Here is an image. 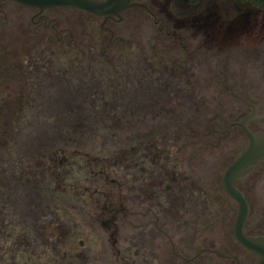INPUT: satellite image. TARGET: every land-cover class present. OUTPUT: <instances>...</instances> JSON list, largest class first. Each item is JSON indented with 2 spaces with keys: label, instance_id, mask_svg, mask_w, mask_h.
Here are the masks:
<instances>
[{
  "label": "flooded vegetation",
  "instance_id": "af4514ba",
  "mask_svg": "<svg viewBox=\"0 0 264 264\" xmlns=\"http://www.w3.org/2000/svg\"><path fill=\"white\" fill-rule=\"evenodd\" d=\"M132 2L141 5L120 17L105 18L66 6L37 8L0 1V129L25 109V97L37 95L42 102H52L56 90L65 93L67 89L81 96L82 121L85 111L101 109L103 97L125 99L126 104L112 103L109 110L127 112L124 121L129 126L125 175L123 167L110 169L103 160L81 151H74V158L67 156L70 148L65 142L43 146L38 155H4L5 168H0V215L4 218L0 220V264H68L66 260L76 256L72 247L76 239L78 250L93 251L87 232L99 228L112 229L111 251L122 255L128 264H257L258 256L235 238L239 205L226 194L222 178L247 141L240 123L245 122L252 132H264V62L243 54L232 60L238 70L230 61L217 72L211 68V82L219 78L230 100L220 104L222 111L216 110L213 120H201L195 101L198 90L181 77L188 75V46L198 40L196 36L192 40L189 31L209 30L207 22L217 13L204 8L189 25L186 18L160 15L161 8L153 0ZM138 12L152 20L157 34L169 42V52L178 55L177 60L151 61L144 55L134 62L124 61L123 67L130 64L127 71L111 63L107 54L114 48L130 52L129 41L118 26L129 25ZM89 30H93L94 39ZM259 59L264 61V57ZM168 63L179 70L182 90L190 99L179 105L196 113L185 124L183 120L174 122L185 130L173 131L162 151L156 136L150 134L149 117L155 108L151 102L155 99L149 91L151 84H165ZM40 106L41 110L50 109L44 103ZM62 110L70 113L75 108ZM205 125L207 133L200 135L199 128ZM212 131L222 135H208ZM172 136L180 140L174 142ZM202 137L205 145L198 147ZM187 144L191 152L184 155ZM210 145L236 150L223 170L217 197L206 193L205 209L199 210L200 193L185 173L183 161L189 159L193 166L198 152H205ZM81 159L83 162H78ZM108 180L110 186L106 187ZM234 186L248 205L243 233L264 236V159ZM102 189L109 190L110 199L100 198ZM118 220L126 221L130 229L127 238L120 237ZM219 221L228 227L235 244L215 236Z\"/></svg>",
  "mask_w": 264,
  "mask_h": 264
},
{
  "label": "rangeland",
  "instance_id": "374dc122",
  "mask_svg": "<svg viewBox=\"0 0 264 264\" xmlns=\"http://www.w3.org/2000/svg\"><path fill=\"white\" fill-rule=\"evenodd\" d=\"M153 1L161 8L160 15L169 19L173 18L174 20L186 18V22L189 25L198 19V11L202 14L204 8L213 9L217 13L215 16H211V21L207 22L209 30L195 29L192 32L189 31L190 35L191 33L193 34L191 39L193 40L196 36L198 40L194 42L193 46H188L190 60H186L187 63H185V67L188 69V75L183 74L181 77L183 78L182 82L198 90L195 101L197 102L196 110L198 111L199 118L201 120L211 121L215 117L216 110L219 109V111H222L220 104L228 103L230 96L228 94L226 95L224 92L220 79L216 78L214 82H211L212 78L208 73L211 68L216 72L223 69L229 61L230 66L236 67L235 69L238 70L237 64L232 60L234 58L241 59L240 56L243 54L252 55V59L256 62H264L259 59V57H264V10L253 6L247 0H196L197 2L195 4H193L191 0ZM118 27L123 29V37L129 41L126 44L127 47L130 48V52L127 53L128 50L121 51L118 48H114V50H111L107 55L112 64H118L120 71H127L128 66L130 67V64H126L124 68L122 66L124 61L127 63L130 62L131 59L132 62H134L140 60V58L142 59L144 55L145 57L149 56L151 61H158L159 59L165 62L169 61L170 57H173L172 60H177L175 57L178 55H175L174 52H169V47L167 46L169 42L163 38V35L157 34L156 26L153 24L152 20L143 13H134L129 25L120 24ZM98 28L97 26L96 29ZM89 31V35L94 39L95 29L94 33L93 30ZM91 37L89 39H91ZM207 39L210 41H207ZM94 50L92 51L95 52ZM182 54L184 55L186 53L182 52ZM127 59L129 61H127ZM167 65L168 70L166 73L169 74L166 76L165 84H151L149 91L151 94H154L152 95V100L155 99V101L151 102V105H155V108L153 109L154 111H151L149 117L150 134L156 136V142L158 141V147L162 149V151L166 139L170 138L173 131L177 128L185 130L184 127H176L177 125L174 124V122L183 120L185 124L186 119H190V115L196 113L195 111L186 110L183 106L179 105L181 102L190 101V99L185 95V91L182 90L183 88L180 84L181 80L178 78L179 70L173 69V65L171 66L169 63ZM191 65L193 67H191ZM215 77L217 76L215 75ZM163 82L164 80L161 83ZM62 92L64 91L56 90L51 97V99H53L52 102H42L37 95L25 97L23 102V107L25 109L22 112H18L17 116L14 117L13 121L9 122L6 127L0 129L1 169L5 168V156L8 157L10 155L12 158H15L19 154H22L21 156L23 157L29 156L32 153L38 155L43 146L49 147L57 143L59 146L63 145L66 138L70 140L74 148H83L84 152H87L86 154L90 157H96L97 153L102 151L106 146L111 147L112 145V148L115 150L114 143H118L119 146L117 147L119 148L121 144H124L123 149H125L128 144L129 128L118 127L117 129L111 130V133L117 138L115 142L111 140L110 136L112 135L109 136L108 131H101L95 136L97 126L103 128L102 125H104V123H102L101 120L98 121V123L95 121L90 122L87 116L88 113H90V116H94V119H97L95 118V116H98L95 114L97 112H84L85 120L82 121L80 118V114L82 115L81 96L70 93L68 89L65 93ZM42 103L47 104L50 109L41 110L40 104ZM189 103L190 102L187 104ZM64 107H69L70 109L74 107L75 111L61 113V111H64L62 110ZM181 117H183V119ZM94 119L92 118V120ZM221 124L222 128H225L226 124ZM79 128H82V131H79ZM120 128H125L126 131L119 134L118 129ZM104 129L107 130L106 128ZM199 130V134L204 135L207 133L208 129H206L205 125V127L200 126ZM103 135L107 136L105 144L104 142L101 143L100 140V137ZM208 135H215V137H218L222 135V133L212 131ZM203 137L199 139L198 147L205 145L206 139ZM173 138L174 142L180 140V138ZM40 142L42 144H40ZM150 142L153 144L155 140H150ZM74 148H70L68 152L66 151V155H70L74 158ZM235 150L236 149L232 148L229 149L224 145L219 147L210 145L205 152H203V150L198 152L197 159L193 160V166L189 165V159L183 161V168H187L188 170V172L186 170L185 173H188L200 193L198 203L199 210L205 209L206 203L204 202L205 198L203 196L206 193H213L214 196L217 197L223 170L229 163ZM190 152L191 145L187 144L186 147L183 148V153L186 155ZM81 161L83 162V159L78 160V162ZM191 167L193 170H191ZM2 217L3 216L0 215V220L4 219ZM117 222L121 227L119 231L120 237L127 238L130 229L126 221L118 220ZM0 225L2 226L3 224L0 223ZM199 225L201 227V222ZM111 230L107 231L106 229L104 230V228H99L92 233L91 231L87 232V234H90L87 241H89V245L93 250L90 254L78 250L79 239H76L75 246H72L76 249L74 250L76 256L66 260V263L128 264L126 260L122 261V255L118 257L117 254L111 251L112 240L109 236ZM215 236L218 237L221 242H232L235 244L233 235L231 232L229 233V229L224 226L223 221H219L218 225L215 227Z\"/></svg>",
  "mask_w": 264,
  "mask_h": 264
},
{
  "label": "water",
  "instance_id": "95a60500",
  "mask_svg": "<svg viewBox=\"0 0 264 264\" xmlns=\"http://www.w3.org/2000/svg\"><path fill=\"white\" fill-rule=\"evenodd\" d=\"M1 1V0H0ZM19 4L37 8L66 6L77 8L91 14L104 16L105 18L120 17V15L132 7L141 4L132 0H12ZM240 127L247 136V141L223 174L222 186L232 199L238 203L237 216L234 224V235L237 242L258 256L257 264H264V236H247L243 233V225L248 215V205L234 184L240 180L246 172L255 167L258 160L264 159V132H252L246 127V123H240Z\"/></svg>",
  "mask_w": 264,
  "mask_h": 264
},
{
  "label": "trees",
  "instance_id": "16d2710c",
  "mask_svg": "<svg viewBox=\"0 0 264 264\" xmlns=\"http://www.w3.org/2000/svg\"><path fill=\"white\" fill-rule=\"evenodd\" d=\"M247 1L250 4H252L253 6L264 10V0H247ZM112 100L113 99L111 97H107V96L103 97L102 106H101L100 110L99 109L87 110L89 112H91V111L97 112V113H95L96 115H98L97 117L95 116V118H97V119H94V116H90V113H88L87 118H89L90 122L95 121L96 123H98V121L101 120V122L104 123V125H102L103 128H99L97 126L95 136L101 131H103V132L104 131H108L109 136L112 135V136H110L111 140H113V142H115L117 140V138L111 133V130L117 129L118 127H125L127 129V128H129V126L127 125V122L124 121L125 114L127 112L109 110V107L111 105H113L112 103L115 104L117 102L118 103H123L124 102L126 104L127 101L125 99L124 100H119V101H116V100L112 101ZM85 113H86V111H85ZM92 118L94 120H92ZM104 128H106L107 130H105ZM125 128L118 129L119 134H122L123 131L125 132L126 131ZM73 130H74V128H73ZM78 130L82 131V128L81 129L79 128ZM105 134H107V133H105ZM106 137H107L106 135H103L102 137H100L101 143L102 142H104V144L106 143L105 142L107 140ZM102 138H103V141H102ZM64 142H65V145H67L69 148H71V149L74 148L73 144L70 143V140L68 138H66V140H64ZM128 143H129V138H128ZM114 145H115V150H114V148H112V145H111V147H107L106 146L102 151L97 153L96 157H91V158H95L96 160L97 159L98 160L99 159L103 160L104 162H106V167H109L110 169H113V168L116 167V165H119L121 168L123 167V172H124V175H125L126 168H127V155L126 154H127V151H128V144L125 147V149H123L124 144H121L122 148L121 147L120 148L117 147V146H119L118 143H116V144L114 143ZM74 151H81L83 153H87V152H84V149L80 148V147L74 148ZM110 177H112V175H110ZM109 179H111V178H109ZM122 180L125 182V179H122ZM104 185L106 187L110 186V181L109 180L105 181ZM102 191H103L102 192L103 194L100 197L101 199L105 200V199H110L111 198V196L109 194L110 193L109 190L107 191L106 189L105 190L102 189Z\"/></svg>",
  "mask_w": 264,
  "mask_h": 264
}]
</instances>
